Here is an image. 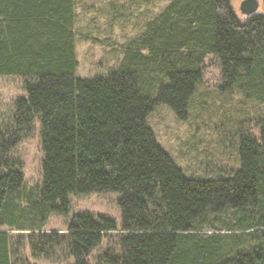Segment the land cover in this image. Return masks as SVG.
Returning <instances> with one entry per match:
<instances>
[{"label": "trees", "instance_id": "16d2710c", "mask_svg": "<svg viewBox=\"0 0 264 264\" xmlns=\"http://www.w3.org/2000/svg\"><path fill=\"white\" fill-rule=\"evenodd\" d=\"M231 2L170 0L119 65L80 77L77 0H0V75L21 77L27 92L0 127V264H93L119 229L113 217L88 211L64 232L44 227L72 194L106 191L121 193L123 232L95 264H264V112L258 134H241L240 168L211 179L186 175L148 125L160 102L188 118L208 53L224 93L264 104V0L243 20ZM37 120L43 186L29 189L14 149Z\"/></svg>", "mask_w": 264, "mask_h": 264}, {"label": "rangeland", "instance_id": "374dc122", "mask_svg": "<svg viewBox=\"0 0 264 264\" xmlns=\"http://www.w3.org/2000/svg\"><path fill=\"white\" fill-rule=\"evenodd\" d=\"M170 0H77V74L80 77L107 75L124 56L127 42L139 35L146 21L162 11ZM242 0H232L240 20L245 18L240 10ZM262 10L260 7L259 11ZM221 64L214 53L204 61V76L192 96L189 115L181 119L167 104H156L148 116V125L154 130L158 142L190 177L211 179L220 170L240 168L238 157L241 134L259 133L257 123L263 116L264 104L246 99L241 93H224L220 85ZM27 97L23 79L15 75H0V127L12 124L16 110L15 99ZM21 159L29 189L43 186V159L39 120L37 128L21 140L14 149ZM214 172V173H213ZM68 213L52 212L45 229L67 230L73 217L91 212L95 217L109 215L119 226L109 232L90 255L93 264L108 249L118 245L122 224V211L118 204L121 193L117 191L91 192L71 195ZM11 234H28L27 230L8 229ZM38 264H63L50 260H36Z\"/></svg>", "mask_w": 264, "mask_h": 264}, {"label": "water", "instance_id": "95a60500", "mask_svg": "<svg viewBox=\"0 0 264 264\" xmlns=\"http://www.w3.org/2000/svg\"><path fill=\"white\" fill-rule=\"evenodd\" d=\"M261 7V0H242L240 3V10L244 15H252L259 11Z\"/></svg>", "mask_w": 264, "mask_h": 264}]
</instances>
